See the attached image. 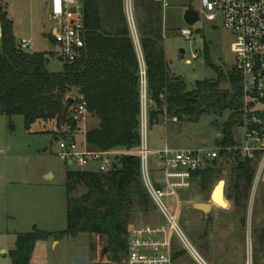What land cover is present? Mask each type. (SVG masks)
Here are the masks:
<instances>
[{"label": "trees", "instance_id": "trees-1", "mask_svg": "<svg viewBox=\"0 0 264 264\" xmlns=\"http://www.w3.org/2000/svg\"><path fill=\"white\" fill-rule=\"evenodd\" d=\"M0 0V117H21L25 129L37 122L56 121L61 129L69 128L67 142H73L78 123L72 108L66 112L68 99L84 97L87 113L98 121L88 131L85 143L91 152L121 151L113 168L79 169L66 173L67 227L59 233L33 228L17 236L14 250L9 252L10 264H31L39 242L76 238L81 234L96 237L105 243L112 256L111 264H123L127 258L129 223L136 208L148 212L151 200L142 182L140 116L142 82L150 108L148 123L152 128L160 117L177 122L197 124L205 116L229 113L221 128L216 147L223 162L199 172L200 187L206 191L221 174L223 165L231 160L227 198L240 206L250 197L256 176L257 158L242 159L234 132L242 126L243 87L241 79L231 73L229 89H222L221 74L217 81L197 82L189 90L182 77L174 74L166 61L162 3L156 0H134L135 25L145 76L137 45L125 11L124 0H85L86 46L82 56L71 64H63L60 73L48 70V53H28L18 49L14 23ZM75 91L76 96H70ZM264 104V101L262 102ZM256 115L264 118V113ZM117 164V165H116ZM87 192L71 197L79 187Z\"/></svg>", "mask_w": 264, "mask_h": 264}, {"label": "rangeland", "instance_id": "rangeland-1", "mask_svg": "<svg viewBox=\"0 0 264 264\" xmlns=\"http://www.w3.org/2000/svg\"><path fill=\"white\" fill-rule=\"evenodd\" d=\"M50 1L2 0L1 3L14 23L17 43L20 45L28 42V53H48V70L60 73L63 63L56 58V47L49 33V28L53 25L50 20ZM161 1L168 4L163 9V46L170 70L183 78L190 91L197 82L217 81L218 70L221 74L220 87L229 89V77L235 65V56L231 51L232 34L223 28L220 20L217 22L219 29L203 19L193 27L185 23L186 10L193 9L200 14L199 0ZM132 14L134 24L131 21L130 27L140 53L134 9ZM185 29L193 32L192 38L181 36V31ZM181 49L185 51L184 55L180 53ZM193 55H197V58L193 59ZM143 72L142 63V74ZM144 82L143 80L142 96L148 114L150 104ZM70 96H76L75 91H71ZM254 108L264 110V106L259 104L254 105ZM228 115L229 113L205 116L197 124L187 121L180 123L162 117L159 124L152 128L148 125L149 149L152 152L165 147L179 150L215 149ZM97 124L98 121L95 122L93 117L87 115L78 123L73 143L77 145L79 152H91L84 145L83 133L94 129ZM34 131L31 133L25 129L21 117L11 120L0 117V264H10L9 252L15 249L19 234L31 232L34 227L49 233H59L67 227L66 173L80 169L77 165L70 166L62 162L58 157L57 143L67 142L69 128L64 126L59 129L56 121H50L41 123ZM234 135L238 143L242 142L241 127L235 130ZM114 152L118 153L115 157L117 163L122 152ZM263 159L264 155L257 158L256 176L250 197L240 206L227 198L231 171L235 167L234 160L223 165L221 174L206 191L199 183H195L190 190L181 193L179 229L205 264L212 263L200 249V240L209 256L219 264H264V168L260 167ZM150 161H153V157ZM97 169V165L91 164L84 170ZM150 169L154 173L153 164ZM50 174L52 177L46 179ZM221 181L226 183L227 209L211 202L212 192ZM86 192V188L81 186L71 197L80 199ZM164 204L172 211L175 203L171 199H165ZM197 204H212L208 219L201 211L194 209ZM150 205L148 212L135 209L129 223V232L143 225L164 223L154 204L151 202ZM105 249L107 250L105 243L85 234L66 238L55 244L52 239L38 243L31 264H111L112 256L109 251L103 255ZM182 249L189 253L187 247L175 237L174 250ZM123 264H127L126 260Z\"/></svg>", "mask_w": 264, "mask_h": 264}, {"label": "built area", "instance_id": "built-area-1", "mask_svg": "<svg viewBox=\"0 0 264 264\" xmlns=\"http://www.w3.org/2000/svg\"><path fill=\"white\" fill-rule=\"evenodd\" d=\"M85 0H51L50 35L56 47V58L63 64L77 61L86 46L87 30L85 26ZM201 12L199 20L213 24L219 29L220 20L225 30L233 36L231 51L235 56L233 72L242 81L243 87V120L241 130L243 140L238 147L228 152H238L242 159H255L257 153L264 155V118L256 115L262 112L254 105H263L264 101V0H199ZM133 0H124L128 20L133 21L131 5ZM163 6L168 7L164 1ZM181 36L192 38L190 29L181 31ZM2 28L0 26V40ZM28 51L30 45L23 42L18 46ZM197 55H193L196 59ZM190 64V62H187ZM145 76V71L143 72ZM145 81V80H144ZM145 87H146V82ZM73 104L72 118L81 122L87 113V104L78 96ZM146 101V99H145ZM176 122L177 119H174ZM147 105L142 96L140 116L141 145L138 156L141 160L142 182L151 202L164 219V223L143 225L129 232L127 242V264H173L175 237L187 247L189 253L199 264H205L193 250L178 226V208L181 193L190 190L193 184L199 183V172L211 167L214 162H223L221 148L179 150L164 148L151 151L147 143L148 133ZM59 159L70 165L85 169L95 164L98 171L106 173L113 168L118 153L79 152L73 142L57 143ZM153 161L151 162V158ZM227 164L229 162H226ZM261 169L264 168V159ZM154 165L151 172L150 165ZM195 173L198 181H194ZM165 199L174 201L172 211L164 204ZM247 264H251L248 262Z\"/></svg>", "mask_w": 264, "mask_h": 264}, {"label": "water", "instance_id": "water-1", "mask_svg": "<svg viewBox=\"0 0 264 264\" xmlns=\"http://www.w3.org/2000/svg\"><path fill=\"white\" fill-rule=\"evenodd\" d=\"M184 21L189 27H193L199 22V15L193 9H188L184 13ZM180 53L182 55H184L185 51L183 49H181ZM74 103H75L74 99H72V98L68 99L65 111L67 112L73 106ZM160 119H162V117H160ZM196 175L197 174L195 173V177H194V181L195 182L198 181V178L196 177ZM51 177H52V175L50 174L49 176L46 177V179H49ZM225 187H226V183L224 181H221L215 187V189H214V191L212 192V195H211V202H212L213 205H216V206L217 205H222V204H219V203L220 202L221 203L226 202ZM212 204L211 205L210 204H197V205L194 206V209H196L198 211H201L204 215L207 216L211 212V210L213 208ZM218 207L223 208V209H227L228 208V204L226 206H218ZM106 252H107V250L105 249L104 252H103V255Z\"/></svg>", "mask_w": 264, "mask_h": 264}, {"label": "crops", "instance_id": "crops-1", "mask_svg": "<svg viewBox=\"0 0 264 264\" xmlns=\"http://www.w3.org/2000/svg\"><path fill=\"white\" fill-rule=\"evenodd\" d=\"M156 1H159L162 3V10L165 9V7L163 6V1L161 0H156ZM125 4V3H124ZM50 5H51V1H50ZM50 5H49V11H50ZM132 9H134V2H132V5H131V14H132ZM125 11H126V6H125ZM164 12V11H163ZM126 15H127V11H126ZM128 17V16H127ZM132 18H133V24H134V16L132 14ZM129 21V20H128ZM129 24H130V21H129ZM132 31V30H131ZM49 33H50V28H49ZM19 44V43H18ZM139 52V51H138ZM139 56H140V61H141V64L143 63V66H144V61H143V57L141 55V52L139 53ZM87 116H89L87 114ZM41 123H44V122H37L36 124H34L32 127H31V133L35 132L34 130H36ZM36 127V128H35ZM97 127V125L95 126V128ZM34 129V130H33ZM86 133L87 132H84L83 134L86 136ZM84 145H86L85 141H84ZM87 171H91V170H87ZM227 202V201H226ZM228 204V203H227ZM197 239V237H195ZM199 240V239H198ZM201 242V243H200ZM200 242L198 241V243L200 244L199 247L200 249L202 250V252L205 254V256L207 257V259L212 263V264H219L215 259H212L213 257H210L209 256V253L207 252V248L203 245V241L200 240ZM40 243V242H39ZM54 244H55V241H54ZM38 245V243H37ZM36 245V247H37ZM36 249V248H35ZM35 252V251H34ZM34 255V253H33ZM33 258V256H32ZM31 263H32V259H31ZM173 264H199L195 259L194 257L187 253V251L185 250H178V251H175L174 250V258H173ZM228 264V263H227Z\"/></svg>", "mask_w": 264, "mask_h": 264}, {"label": "bare ground", "instance_id": "bare-ground-1", "mask_svg": "<svg viewBox=\"0 0 264 264\" xmlns=\"http://www.w3.org/2000/svg\"><path fill=\"white\" fill-rule=\"evenodd\" d=\"M219 204H222V205H219V206H226L227 205V203L226 202H224V203H219Z\"/></svg>", "mask_w": 264, "mask_h": 264}, {"label": "flooded vegetation", "instance_id": "flooded-vegetation-1", "mask_svg": "<svg viewBox=\"0 0 264 264\" xmlns=\"http://www.w3.org/2000/svg\"><path fill=\"white\" fill-rule=\"evenodd\" d=\"M203 214V213H202ZM204 215V214H203ZM204 217H206L207 219H208V215L206 216V215H204Z\"/></svg>", "mask_w": 264, "mask_h": 264}]
</instances>
